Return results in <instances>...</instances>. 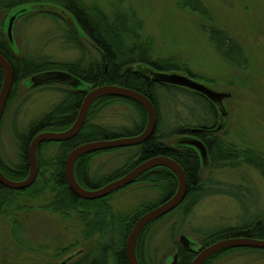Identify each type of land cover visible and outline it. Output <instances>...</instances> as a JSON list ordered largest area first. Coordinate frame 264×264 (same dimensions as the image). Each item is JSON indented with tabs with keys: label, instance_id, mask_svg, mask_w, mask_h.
<instances>
[{
	"label": "rangeland",
	"instance_id": "1",
	"mask_svg": "<svg viewBox=\"0 0 264 264\" xmlns=\"http://www.w3.org/2000/svg\"><path fill=\"white\" fill-rule=\"evenodd\" d=\"M82 1L88 5L96 3L108 14L114 8L132 21H144L142 38L152 41L155 60H175L189 68L198 82L230 92L232 98L226 102L229 117L217 135L239 148L264 154V0H200L214 20L216 32L212 33L198 26L205 22L193 15L194 10L201 9L193 0ZM22 9L26 13L17 16L13 27L17 54L63 64L79 60L87 64L95 55L94 51L88 50L89 54L83 58L78 51L67 48L62 39L63 24L43 15L50 12L66 16L83 36L74 20L61 9L42 5L19 10ZM36 12L41 15L25 18V15ZM14 14L7 18L5 33ZM224 34L233 36L242 46L244 55L235 44L222 47L237 66L228 62L211 43L222 41ZM63 89L65 87L56 84L31 88L28 82L18 86L0 127V159L4 165L19 163L15 130L27 131L32 123L53 110L63 100ZM165 91L159 89L162 127H193L195 120L191 111L179 101L186 98L181 95L179 99H170ZM137 120L138 116L131 107L116 104L98 115L94 123L113 130L131 128ZM168 143L175 146L174 139ZM59 150L57 144H52L43 148L42 156L55 158ZM132 153L124 150L97 156L92 161V178L98 179L118 169ZM204 172L213 189L223 185L239 187L237 199L229 195H207L198 201L189 215L180 208L159 219L148 231L143 252L139 254L145 264H172L173 245L181 236L195 241L198 247L210 233L238 226L247 216L256 217L264 213V179L255 169L245 165L236 170H213L211 175L209 171ZM85 188L89 189L86 185ZM124 189L110 195L108 201L119 216L134 217L142 206L156 202L160 194L159 190L143 184ZM49 199L50 195L38 201L21 197L14 205L13 215L0 218V264H59L76 251L93 249L96 239L82 242V226L76 215L64 219L41 209ZM14 217L22 230V234L18 233L27 242L28 250L20 249L11 236ZM73 245L76 246L66 255L60 254L61 250ZM209 264H264V250H236Z\"/></svg>",
	"mask_w": 264,
	"mask_h": 264
},
{
	"label": "trees",
	"instance_id": "2",
	"mask_svg": "<svg viewBox=\"0 0 264 264\" xmlns=\"http://www.w3.org/2000/svg\"><path fill=\"white\" fill-rule=\"evenodd\" d=\"M193 2L201 7L199 11H192L193 15L202 19L206 24L199 23L198 26L201 29H206L209 33L216 32L210 12L200 0H193ZM31 5L55 7L70 16L83 36L79 35L75 26L67 20L66 16L50 12L43 13V15L50 16L63 24L61 27L62 39L67 48L78 51L83 58L89 54L88 50L94 51L95 55L91 57V60L87 64H83L82 60L63 64L47 60H34L17 54L7 39L4 31L5 23L10 14ZM0 14L2 15L0 18V55L10 63L14 72L13 88L5 112L14 98L18 86L28 82L37 74L54 70L64 71L71 74L81 84L79 88L60 85L65 87L62 90L63 100L53 110L32 123L27 131L15 130L14 134L19 149V163L14 166H6L0 159V169L8 179L18 182L25 180L30 173L29 148L32 139L43 132L61 133L69 130L79 115L86 94L95 88L104 86L129 89L151 100L157 111V127L150 140L140 146L101 151L79 158L74 171L77 181L84 189H86L85 185L90 190L100 189L122 178L148 160L166 157L177 162L186 174L188 181L187 196L176 210L184 208L186 215H189L198 201L207 195H229L237 199V193L240 191L239 187L232 185H223L219 189H213L210 178L205 179L204 171H209L211 175L213 170H236L246 165L259 172L264 179L263 153L239 148L236 144L228 143L216 134L192 136L190 132L192 128L209 131L215 129L219 124L217 111L206 99L186 89L163 86L145 78L147 69L163 73L183 72L195 79L196 76L189 68L175 60H155L153 58L152 41L142 38L145 27L144 21L138 19L132 21L114 8L108 14L98 4L88 5L82 0H0ZM38 15L41 13L25 15V18L29 19ZM217 33L222 34L223 32L218 31ZM211 43L232 64L235 63L224 53L222 47L235 44L240 49V53L243 54L242 46L231 35L224 34L222 41H211ZM235 66L237 65L235 64ZM3 81L4 72L0 67V89ZM159 89L166 90L165 92L169 93L170 99H179L181 95L186 98L183 101L179 99V101L187 110L191 111V116L195 120L193 127L190 125H180L178 128L175 126L162 127ZM116 104L127 105L136 112L138 120L134 122L131 128L123 127L110 130L94 123V119L98 115ZM147 123L146 110L135 101L115 96L98 99L91 106L83 129L74 139L64 143H45L39 147V172L35 183L30 188L24 191H15L0 184V218H10L15 210L14 205L21 197L38 201L46 199L47 195H50V199L41 206L42 210L64 219L76 215L82 226V242H92L96 239L93 249L84 252L80 261L75 264H129L126 255V243L133 225L144 214L162 205L175 195L178 190L177 177L166 167H156L146 172L127 188L138 184L150 185L153 189L159 190L158 200L142 206L140 212L138 211L134 217L119 216L114 213L108 203L111 196L97 201H86L72 193L66 178L65 161L71 151L84 144L139 136L144 132ZM183 137H199L198 139L203 141L210 159L208 170L203 169L200 157L194 149L176 144ZM171 139H174L175 146L169 145L168 142ZM52 144H57L60 147L59 153L55 158L46 159L42 156V150ZM124 150H130L133 153L121 167L98 179L92 178V161L97 156ZM247 217L238 226L210 233L203 240L204 245L211 246L219 241L233 238L264 241V213L256 217ZM157 221L147 226L141 233L137 243L138 256L143 252L148 231ZM11 225V236L16 245L23 251L28 250L27 242L18 233L22 234V230L15 217L11 220ZM75 246L61 250L60 254L66 255ZM236 250L244 249H231L221 252L212 257L206 264ZM181 259L179 264H187L192 260V258L187 257V254L183 255Z\"/></svg>",
	"mask_w": 264,
	"mask_h": 264
},
{
	"label": "water",
	"instance_id": "3",
	"mask_svg": "<svg viewBox=\"0 0 264 264\" xmlns=\"http://www.w3.org/2000/svg\"><path fill=\"white\" fill-rule=\"evenodd\" d=\"M26 13L25 9L18 10L11 17L7 29V39L15 50L13 39V27L19 14ZM61 15V14H60ZM64 16V15H63ZM65 17V16H64ZM16 52V51H15ZM0 67L4 72V81L0 89V125L5 113L7 102L12 92L14 83V72L10 63L0 55ZM145 78L151 80L156 84L163 86L178 87L194 92L197 95L206 99L217 111L219 116V124L213 130H193V133L204 132V134H218L222 131L229 117V112L226 107V102L231 100L232 94L226 91H219L209 85L203 84L195 80L189 74H182L179 72H156L151 69H147ZM28 83L31 88H38L46 85H64L71 88L81 87L80 82L75 79L71 74L64 71H47L44 73L33 76ZM106 96H115L120 98L129 99L140 104L147 112L148 123L144 132L135 137L120 138L109 141H98L87 143L71 151L65 161V173L70 190L78 198L86 201H97L123 190L124 188L132 185L137 179H139L146 172L156 167L169 168L178 179V190L175 195L167 200L162 205L152 209L139 218L133 225L131 232L127 238L126 243V255L129 264H140L137 258V242L143 232V230L154 223L155 221L165 217L169 213L176 210L185 200L188 192V181L184 170L174 160L166 157H157L148 160L145 163L140 164L122 178L107 184L106 186L96 190L84 189L76 180L75 177V164L77 160L85 155L97 153L101 151H109L116 149H124L137 147L146 143L155 132L157 127V111L154 104L144 95L125 88L116 86H104L91 90L84 98L83 104L80 108L79 115L73 124V126L61 133L56 132H43L38 134L32 139L29 148V176L23 181H12L8 179L0 169V184L10 190L24 191L30 188L36 181L39 172L38 162V149L45 143H64L74 139L83 129L89 110L93 103L100 98ZM179 146H186L194 149L201 160L203 169L208 170L210 167V159L206 145L198 138L183 137L177 142ZM181 243L190 251L192 247H196V244L192 243L187 237H181ZM231 249H255L264 250L263 240H254L249 238H233L219 241L211 246L206 247L198 253L197 257L191 264H206L212 257L217 254L231 250ZM198 252V251H197ZM196 252V253H197ZM177 257H174L172 264H177ZM67 261L61 263L66 264Z\"/></svg>",
	"mask_w": 264,
	"mask_h": 264
},
{
	"label": "flooded vegetation",
	"instance_id": "4",
	"mask_svg": "<svg viewBox=\"0 0 264 264\" xmlns=\"http://www.w3.org/2000/svg\"><path fill=\"white\" fill-rule=\"evenodd\" d=\"M194 78V77H193ZM195 79V78H194ZM196 80V79H195ZM218 124V123H217ZM193 130H195V128H192L190 130V132L192 133V136H199L201 134L204 135V132H200V133H193ZM205 136H209L207 134H205ZM199 138V137H198ZM77 180V179H76ZM78 182V181H77ZM79 183V182H78ZM182 237V236H181ZM181 237H179L177 239V241H175L174 245H173V257H177V264H179L182 261V256L187 254V257L190 259L192 258V260L187 263V264H191L194 259L197 257L198 253L201 252L203 249H205L208 246H205L203 241L201 243H199L197 246L198 247H192V251L188 250L182 243H181ZM189 239V238H188ZM190 240V239H189ZM138 243V242H137ZM192 243L196 244L195 241H192ZM137 251V248H136ZM198 251V252H197ZM197 252V253H196ZM84 252L82 250L76 251L73 254H70L69 256H67L65 259H63L59 264L67 261L66 264H75L76 262H79L82 254ZM137 258L140 264H145L144 261L138 256L137 254Z\"/></svg>",
	"mask_w": 264,
	"mask_h": 264
}]
</instances>
